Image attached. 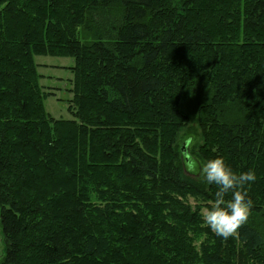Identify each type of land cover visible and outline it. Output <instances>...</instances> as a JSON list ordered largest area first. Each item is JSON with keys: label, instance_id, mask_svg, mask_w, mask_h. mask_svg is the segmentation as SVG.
<instances>
[{"label": "trees", "instance_id": "1", "mask_svg": "<svg viewBox=\"0 0 264 264\" xmlns=\"http://www.w3.org/2000/svg\"><path fill=\"white\" fill-rule=\"evenodd\" d=\"M36 56L71 58L72 119ZM185 149L255 172L236 236ZM0 227L1 264H264V0H0Z\"/></svg>", "mask_w": 264, "mask_h": 264}, {"label": "clouds", "instance_id": "2", "mask_svg": "<svg viewBox=\"0 0 264 264\" xmlns=\"http://www.w3.org/2000/svg\"><path fill=\"white\" fill-rule=\"evenodd\" d=\"M188 136L184 144L192 145ZM184 167L188 174L201 175L209 184L215 185V200L210 209L204 211V221L210 230L224 240L237 235L238 230L248 223L254 201L248 195V186L256 180L252 170L237 174L222 157L201 164L188 149L183 150ZM231 194V199H226Z\"/></svg>", "mask_w": 264, "mask_h": 264}, {"label": "rangeland", "instance_id": "3", "mask_svg": "<svg viewBox=\"0 0 264 264\" xmlns=\"http://www.w3.org/2000/svg\"><path fill=\"white\" fill-rule=\"evenodd\" d=\"M34 61L37 64L38 73L42 76L39 85L43 91L51 92L53 95L44 100L45 111L54 119L70 120L72 115L69 111L72 93L71 82L73 74L70 67L73 66L71 58L36 56ZM190 100H188V103ZM193 202V201H192ZM205 210H202L204 214ZM4 255L2 233L0 227V264Z\"/></svg>", "mask_w": 264, "mask_h": 264}]
</instances>
